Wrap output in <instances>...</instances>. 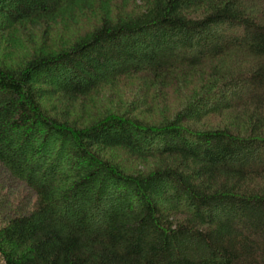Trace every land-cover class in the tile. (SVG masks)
<instances>
[{
    "label": "trees",
    "instance_id": "trees-1",
    "mask_svg": "<svg viewBox=\"0 0 264 264\" xmlns=\"http://www.w3.org/2000/svg\"><path fill=\"white\" fill-rule=\"evenodd\" d=\"M0 31L31 47L0 56V264H264V0H0Z\"/></svg>",
    "mask_w": 264,
    "mask_h": 264
},
{
    "label": "rangeland",
    "instance_id": "rangeland-1",
    "mask_svg": "<svg viewBox=\"0 0 264 264\" xmlns=\"http://www.w3.org/2000/svg\"><path fill=\"white\" fill-rule=\"evenodd\" d=\"M78 24H81V26L84 27L86 23V21L84 20H78L77 21ZM63 27V26H62ZM62 27H57L55 29L54 32L51 33V35L48 37V47H52V48H60L62 47V45L64 44V41H62V39L65 37L63 36L64 34H69L67 32H65V30L62 29ZM72 29V31H71ZM70 30V34L74 33L77 31V27H71ZM76 29V30H75ZM68 31V29H66ZM69 34V35H70ZM22 32H12V31H0V56L8 59L11 62H18L21 61L24 57H26V54L29 52V50H31V47H27L25 43H27V40H30V37L25 34L23 36ZM24 39H22V38ZM68 36H66L67 38ZM38 43L40 45H42L41 47L44 48V40H42V35L41 38L38 39ZM47 48V47H46ZM133 82V81H132ZM136 86V85H135ZM134 87V85H133ZM137 87V86H136ZM124 93H127L126 96H124V98L128 99L129 101L133 100V97L136 95V93H138V89L136 88H131L128 87V89L126 88V90H123ZM142 92V91H141ZM139 92V93H141ZM142 94V93H141ZM140 101H142L141 98H139ZM172 102L174 104H177V99L175 97V99L172 100ZM112 154H114L117 158H124L125 157V153L123 151H119V150H115L114 152H112ZM136 163V164H135ZM139 166V168H143L142 163H138L137 161L134 162L133 160L130 161L129 166L130 167H135ZM16 192V190L14 191Z\"/></svg>",
    "mask_w": 264,
    "mask_h": 264
}]
</instances>
